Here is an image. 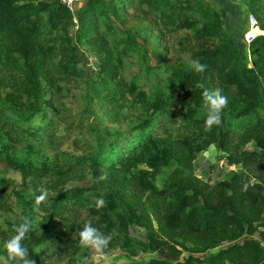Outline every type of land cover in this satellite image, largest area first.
<instances>
[{
    "label": "trees",
    "instance_id": "obj_1",
    "mask_svg": "<svg viewBox=\"0 0 264 264\" xmlns=\"http://www.w3.org/2000/svg\"><path fill=\"white\" fill-rule=\"evenodd\" d=\"M135 2L158 18L166 32L192 31V38L199 43L192 49V60L207 65L202 74L195 72L191 63L167 67V76L162 79L165 85L156 90L149 103L146 92L135 81L124 84L148 111L139 128L148 127L152 114H171L172 107L180 105L184 137L176 142H138L128 155L117 157L111 140L100 138L94 150L74 161L59 154L47 156L28 143L24 156L16 157L11 135L43 133L47 124L32 121L39 114L45 120V108L52 106L51 96L67 92L66 83L82 80L76 45H89V50L99 55L97 80L93 81L113 84L122 56L135 51L139 44L127 35L119 39L122 47L112 57L104 34L114 31L112 17ZM229 2L242 6L245 18L254 14L264 31V0ZM220 3L226 6L224 1ZM74 19L77 29L71 36ZM100 20L103 31L98 30ZM257 34V30L252 32ZM247 51L252 67L247 66L245 54L225 29L221 9L207 0H84L76 15L62 0H0V161L19 169L23 180L31 174L45 178L43 184L28 186L27 198L17 195L18 217L6 222L12 226L13 235L20 217H31L33 231L24 244L35 264H45L58 247L72 252L68 253L71 256L88 253L78 247V240L89 220L112 237L103 252L119 249L130 264H264V34L256 36ZM214 80L228 104L222 124L205 132L202 92L211 90ZM113 87V95L104 96L111 101ZM246 142L259 150L240 148ZM210 144L229 152L228 163H242L250 174L257 171L254 177L258 182L250 184L243 172H230L226 181L213 185L197 178L189 162ZM176 148L182 150L180 156ZM60 161L80 166L81 174L89 175L91 183L68 185L75 175ZM171 162L174 168L159 188L156 174ZM105 174L106 179H98ZM49 188L53 193H47V198L37 204L36 197ZM4 189L0 177V210H9ZM99 198L106 206L96 210L92 205ZM81 208L87 212L81 222L64 215ZM132 227L142 228L144 238L131 234ZM5 242L0 241L4 256ZM37 249H41L39 253ZM198 252L203 255L193 256ZM137 254L147 258L136 260Z\"/></svg>",
    "mask_w": 264,
    "mask_h": 264
},
{
    "label": "rangeland",
    "instance_id": "obj_2",
    "mask_svg": "<svg viewBox=\"0 0 264 264\" xmlns=\"http://www.w3.org/2000/svg\"><path fill=\"white\" fill-rule=\"evenodd\" d=\"M207 1L211 6L221 9L225 29L235 40L240 53L245 54L247 66L252 67L247 51L250 43H247L246 35L252 34L255 30L258 32L256 36L264 34L258 22L257 27L250 30L249 18L251 15L254 17L255 15L249 14L245 18L244 8L238 4L232 3L230 5L229 0H220L224 1L226 6H221L219 0ZM83 3L84 0H73V3L68 7L76 15ZM112 19L114 33L106 32L104 34L112 57L116 54L115 51L122 47V42L119 39H123L127 35L134 38L139 44V48L122 56V64L115 79H113V84L104 86L93 81L97 80L95 78L99 71V55L89 50V45H76L77 54L80 58L78 67L83 72L82 80H78L76 83H66L67 92H56L51 96L52 106L45 108L46 115L43 116L45 120L42 121V116L39 114L32 121L34 124H47L43 133L36 135L10 134L12 143L16 148V157L24 156L25 146L28 143H32L36 150H40L47 156L59 154L62 158L74 161L85 153L94 150L96 139L100 138L101 140H107V138L111 140V148L114 149V155L117 157L128 155L138 142L142 144L146 140L157 142L175 140L176 142L178 138L184 137L186 129L182 126L180 105L175 108L172 107L171 114H152L151 123L148 127L139 128L137 125L147 118L148 111L142 103L135 99L134 94L125 90L124 84L135 81L139 88L146 92L149 103L156 90L165 85V81L162 79L167 76V67L177 64L190 65L192 49L199 45L192 38V31L183 29L174 33L166 32L162 28L161 21L149 13L144 5H138L136 2L125 11H121L118 17H112ZM255 19L257 20L256 17ZM74 22L75 26L71 30V36L77 29L76 19ZM98 30H105L101 20ZM114 84L116 87H113ZM217 85V80L210 82L211 90L216 89L215 86ZM111 87L114 88L115 92L112 101L104 97L107 93L112 94L113 89ZM218 87L220 88L219 85ZM17 115L19 116L18 113ZM46 130H48L47 133ZM240 148L259 150L252 142H246L240 145ZM177 149L175 152L180 156L182 150ZM228 154L229 152L210 144L202 151L197 152L190 160L189 165L193 169L194 175L209 185L226 181L230 172L247 174L250 184L258 182V178L254 177L257 171L250 174L242 163H228ZM69 161L66 163L60 161L65 170L75 175L67 184L89 185L91 183L90 176L81 174L80 166H73ZM139 167H144L143 163H139ZM173 168L174 165L171 162L168 167L157 172L155 183L159 188L165 184V180ZM0 177L4 179L5 197L9 196L10 205L9 210H0V241L5 242L6 238L12 236L10 231L12 226L8 225L6 220L15 221L20 212L16 206L18 203L17 195L27 198L30 192L28 186H32L33 183L43 184L45 178L31 174L26 180H23V175L19 169L8 167L3 161H0ZM47 193L52 194V188L47 189L43 194L45 199ZM64 215L74 216L73 218L77 222L87 218V212L83 208L71 210ZM131 234L144 238L145 231L140 227H132ZM262 244L264 246V241ZM87 250L88 253L83 256L88 257L89 264H130V259L125 257L119 249H110L99 254L91 249ZM68 253L72 252L58 247L55 255L52 253L46 258L45 264H78L80 256L77 254L71 256ZM0 255V260L4 261L5 256ZM202 255V252L193 253V256L197 257ZM141 257L147 258L146 255L137 254L134 259L137 260Z\"/></svg>",
    "mask_w": 264,
    "mask_h": 264
},
{
    "label": "clouds",
    "instance_id": "obj_3",
    "mask_svg": "<svg viewBox=\"0 0 264 264\" xmlns=\"http://www.w3.org/2000/svg\"><path fill=\"white\" fill-rule=\"evenodd\" d=\"M192 69L197 73H204L207 70V65L201 63L198 59L191 61ZM202 107L206 111V117L204 120V131L210 132L214 126H220L222 124V113L227 107L228 98L222 94V90L216 89H204L202 92ZM99 180L106 179V174L101 175ZM245 186V190H246ZM44 191L43 189L41 190ZM87 195V194H86ZM45 199L44 195L36 197V203L39 204ZM96 210L106 206V201L103 198H99L92 205ZM33 231V221L29 215H22L20 222L14 225L13 235L5 242L4 248L6 256L4 257L3 264H35V260L30 257L29 249L25 246L24 241L29 239L30 233ZM111 235L104 234L95 227L91 220L84 223L82 229L79 232L78 247L81 249H91L95 253H103L111 242ZM41 249H37L36 253H39ZM78 264H89L88 257L81 256Z\"/></svg>",
    "mask_w": 264,
    "mask_h": 264
},
{
    "label": "built area",
    "instance_id": "obj_4",
    "mask_svg": "<svg viewBox=\"0 0 264 264\" xmlns=\"http://www.w3.org/2000/svg\"><path fill=\"white\" fill-rule=\"evenodd\" d=\"M67 6H70L73 3V0H63ZM249 26H250V30L253 29L254 27H257V20L255 19L254 16H250L249 18ZM256 35H246V40L247 43H251L253 41V39L255 38Z\"/></svg>",
    "mask_w": 264,
    "mask_h": 264
}]
</instances>
